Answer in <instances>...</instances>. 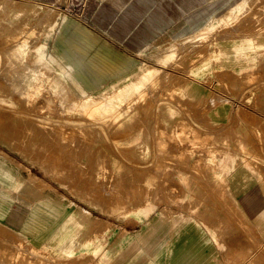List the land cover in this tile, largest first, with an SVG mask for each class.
<instances>
[{
    "label": "rangeland",
    "instance_id": "1",
    "mask_svg": "<svg viewBox=\"0 0 264 264\" xmlns=\"http://www.w3.org/2000/svg\"><path fill=\"white\" fill-rule=\"evenodd\" d=\"M21 2L35 5L37 9V13L30 16L31 28H35L31 41L42 45V53L53 57L64 71L70 69L57 54L55 40L79 28L97 35L121 58L134 60L126 72L131 68L145 70L149 64L158 67L159 72L149 81L143 98L137 102L132 124L118 132H113L110 129L113 126L101 120L65 113L57 99L45 92L28 107L18 92L10 90L17 102L0 100V164L7 166L6 170L15 177L4 190L24 205L49 201L56 211L68 210L67 217L74 210L87 215L89 222L84 233L112 234L107 248L119 237L127 236L123 248L132 247L135 251L128 260H116L117 264H158L157 248L148 249V242L161 239L165 242L162 247L180 242L181 237L174 233L183 231V221L173 220L181 214L184 218L196 215L203 230H206L205 225L218 227V239L223 245L214 244L210 264H264L261 228L250 226L249 220L242 219L229 202L223 185L208 176L213 166L209 156L214 149L226 146L222 138L232 140L233 149L238 148L237 140H242L246 143L249 163L260 173L264 183L263 64L253 69L252 79L244 73L203 79V93L197 98L176 90L183 82L182 77L189 74L186 65L178 60L183 59L180 57L190 46L204 39L189 38L195 31L188 29L190 23L186 17L209 5L196 18L205 22L234 0H0V22L10 17L9 6ZM246 7L241 18L231 24L233 31L244 16L260 17L264 12V0H247ZM172 44L176 46V60L161 61L165 49ZM114 78H109L105 85ZM0 82L9 88L1 75ZM82 89L87 91L85 85ZM221 105L226 107L225 112L217 114ZM216 115L223 120L211 121V116ZM139 131L142 133L139 142H127ZM30 132L44 141L43 149L30 150L22 142ZM112 136L118 137L119 142ZM97 137L100 139L96 140ZM108 151L114 152L123 162V173L111 171ZM96 152L105 157L108 168L97 175L91 162ZM66 166L70 168L71 179L64 183L58 172ZM185 174L195 179L189 187L183 179ZM187 194L193 195L195 202H190ZM146 202L152 206L147 216L118 213ZM195 204L197 211L192 210ZM257 207L262 217L256 218V210L250 207L245 214L263 227L264 199ZM154 217L157 219L152 222L149 233L139 236L143 226ZM0 223L13 229L0 232V243L10 248L18 246L26 252L28 244L20 245L17 240L23 229L7 215L0 216ZM24 236V240H32ZM90 256L55 261L58 264H96L98 258Z\"/></svg>",
    "mask_w": 264,
    "mask_h": 264
},
{
    "label": "bare ground",
    "instance_id": "2",
    "mask_svg": "<svg viewBox=\"0 0 264 264\" xmlns=\"http://www.w3.org/2000/svg\"><path fill=\"white\" fill-rule=\"evenodd\" d=\"M246 6L247 0H234L205 22L196 18L209 5L188 14L186 17L187 23H190L188 29L195 31L194 36L189 38L204 39L199 40L197 45L190 46V49L180 57L183 59L178 60V63L186 65L189 74L182 77L183 82L179 84L177 91L191 98H197L203 93L201 90L203 79L206 80L212 75L223 77L227 73L237 76L244 73L250 79L255 67L259 64L264 66V12L257 18L252 14L244 16L245 19L243 17L244 20L235 26L236 31L232 29L231 24L241 18ZM35 8V5L22 2L9 6L7 10L11 14L10 17L0 22V75L6 78L9 84L7 88L0 82V100L15 104L17 100L10 95L11 90L18 92L23 104L29 107L45 92L54 96L62 111L69 115L101 120L108 126H113L110 127L113 132L126 130L135 119L137 102L143 98L149 81L157 75L159 68L149 64L145 70L138 71L131 68L126 72L134 60L121 58L114 48L97 35L77 28L71 35L58 36L55 40L57 54L70 69L69 72L64 71L53 57H47L42 53V45L31 41L35 28H31L30 16L37 13ZM216 27L217 30L213 31ZM175 49V44L166 48L160 60L168 62L174 59ZM109 78L114 80L106 86ZM82 85L86 86L87 91L82 89ZM222 105L217 114L225 112L226 107ZM210 119L217 122L223 120L218 115L211 116ZM37 137L30 132L25 135L22 142L27 144L30 150H41L45 144ZM117 138L112 136L115 142H119ZM141 138L142 133L139 131L131 135L127 142H139ZM99 139L97 137L96 140ZM222 142L226 146L214 149L208 158L209 163L213 164L208 176L213 182L223 185L224 190L229 194V202L233 204L234 210L240 214V217L249 220L250 226L261 228V233L264 235V223L263 227H259L245 214L247 207H250V210H256L254 212L256 218L262 217L257 212L258 204L264 199V183L260 173L249 163L250 157L245 154L246 143L237 140L238 148L233 149L232 140L222 138ZM107 156L111 159V171L116 174L123 173L125 166L116 154L108 151ZM91 162L96 175L108 170L105 157L103 158L98 152ZM69 172L68 166L59 169L58 174L64 183L71 179ZM0 176L2 177V174ZM183 179L188 187L195 181L188 174H185ZM187 197L190 202H195L193 195L187 194ZM151 207V203L146 202L144 205L122 209L118 213L136 216L143 213L147 216ZM192 210H198L196 204ZM155 219L157 218L154 217L143 226L139 236L149 233ZM197 220L198 217L192 214L185 218L182 214L174 217L173 221H183L181 224L183 231L174 233L176 237H181L180 242L174 241L171 246L166 247H162L165 242L161 239L148 242V245L150 244L148 249L157 248L155 254L158 253L156 257L158 264H165L163 263L165 261L166 264H210L209 257L214 253V244L223 245V243L218 239L220 233L217 226L205 225L206 230H203ZM88 222L87 215L74 210L42 244L37 239L31 240L34 243L24 240V234L20 233L18 243L24 245L26 242L28 249L23 252L18 246L10 248L0 243V264H58L55 260L79 255L97 257L96 264H117L116 260L129 259V255L135 249L123 248L122 243L127 236L119 237L107 248L112 234L109 233L107 236L97 232L92 235L86 234L84 229ZM6 229L13 230L3 224L0 225V232L6 233Z\"/></svg>",
    "mask_w": 264,
    "mask_h": 264
},
{
    "label": "crops",
    "instance_id": "3",
    "mask_svg": "<svg viewBox=\"0 0 264 264\" xmlns=\"http://www.w3.org/2000/svg\"><path fill=\"white\" fill-rule=\"evenodd\" d=\"M0 165L3 166H0V174H2V177L0 176V216L7 215L11 221L23 229L19 232L27 237L37 239L39 242L46 240L67 217L68 210L63 208L56 211L54 205L49 201H42L37 204L33 202L28 205L22 204L12 197L10 192L4 190L5 185L11 184L10 181L15 176L6 170L8 169L7 166Z\"/></svg>",
    "mask_w": 264,
    "mask_h": 264
}]
</instances>
